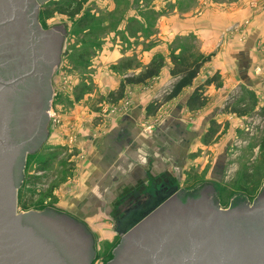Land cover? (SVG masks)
I'll return each instance as SVG.
<instances>
[{
  "label": "rangeland",
  "instance_id": "obj_1",
  "mask_svg": "<svg viewBox=\"0 0 264 264\" xmlns=\"http://www.w3.org/2000/svg\"><path fill=\"white\" fill-rule=\"evenodd\" d=\"M39 21L45 31L61 29L62 43L51 78L47 139L26 159L18 212L74 219L92 240L91 264L113 260L121 240L117 221L135 201L107 187L108 176H100L93 159L104 136L132 112L143 136H158L174 109L181 130L193 134L187 150H174L185 157L171 176L145 179L144 190L167 180L195 199L207 186L221 210L250 205L261 194L264 0H47ZM195 64L201 67L192 85L165 102L175 67ZM149 66L159 67L155 77L125 84ZM195 93L202 104L191 108L187 101Z\"/></svg>",
  "mask_w": 264,
  "mask_h": 264
},
{
  "label": "water",
  "instance_id": "obj_2",
  "mask_svg": "<svg viewBox=\"0 0 264 264\" xmlns=\"http://www.w3.org/2000/svg\"><path fill=\"white\" fill-rule=\"evenodd\" d=\"M46 1L0 0V31L5 29L15 41L22 38L16 23L31 2L29 25L35 26V34L29 43L33 53L38 48L51 57L42 85V131L53 99L51 76L60 60L62 35L58 31L63 33L61 29L41 31L37 16ZM4 66L7 63L0 69ZM33 76L34 70L14 79L0 75V264H91L80 250L70 259L74 258L71 250L81 246L70 237L66 219L17 210L26 156L41 145L33 144L35 125L26 131L28 138L18 134L16 126V104L22 101L23 87ZM145 191L148 201L143 206L135 204L118 219L116 233L121 240L108 264H264V206L221 210L207 186L196 191L195 199L179 195L183 203L177 202L176 185H152ZM199 194L203 198L198 199ZM258 199L264 200V188ZM43 224L46 229L41 228Z\"/></svg>",
  "mask_w": 264,
  "mask_h": 264
},
{
  "label": "crops",
  "instance_id": "obj_3",
  "mask_svg": "<svg viewBox=\"0 0 264 264\" xmlns=\"http://www.w3.org/2000/svg\"><path fill=\"white\" fill-rule=\"evenodd\" d=\"M239 80L243 81L245 86H252L245 76H241ZM170 116L172 121L164 120L155 138L141 135L137 128L135 112L119 119L113 130L104 136L100 145L96 146L98 155L93 159L100 176H108L107 187L121 188L124 192L122 196L133 197L134 193L139 194L144 190L145 182L143 181L145 179L150 183L155 178L171 176L172 166L177 167L176 161L185 157L176 154L174 150L178 151L179 147L187 150V144H191L193 134L188 133L187 130H181L182 125L178 122L180 117L178 109L172 110ZM124 172L128 173L124 174ZM98 182L99 177H96L95 183ZM132 183H139L137 190L127 189ZM102 188L101 185H96L94 189L100 193ZM102 197V195L95 197L94 202L97 201L98 204ZM95 205L93 204L92 208L96 207Z\"/></svg>",
  "mask_w": 264,
  "mask_h": 264
},
{
  "label": "flooded vegetation",
  "instance_id": "obj_4",
  "mask_svg": "<svg viewBox=\"0 0 264 264\" xmlns=\"http://www.w3.org/2000/svg\"><path fill=\"white\" fill-rule=\"evenodd\" d=\"M40 8L38 11L37 23L40 26L42 32H49L51 30L45 31L41 28V23L39 21ZM32 9L33 6L31 2H29L26 5L24 11L22 10V15L16 23L15 28L22 36L20 40L15 41L13 39H10L9 36L6 34L5 29L0 31V65H3V63H7V66H4L3 69H0V75L7 77L8 79H14L18 76L25 75L26 73L34 70V76L28 79V81L25 83V86L23 87L24 94L22 95V101L16 104V116L18 118L16 120V126L18 128V134L23 135V138H28L26 131L28 132L29 128H32L35 125V133L33 134V144H35L36 142H40L41 145L39 147V150H41V146L43 142L47 139L48 134L47 126L42 131V128L40 126L42 120L39 121V119L41 118V114L43 113L42 85L44 79H46V72L48 65L51 62V57H46V52H44L42 55L39 52L38 48H35V53H33L32 51L31 44L29 43V41H33L32 34H35L33 32L35 31V26L29 25V14L31 13ZM43 48L45 49L44 44L42 45V50ZM31 103L32 105H30ZM31 107L32 110L29 109ZM29 146H32V144ZM34 154H28L26 156V159L28 156ZM160 185H164V187L167 188L172 186L171 182L167 180L160 182L159 186ZM145 193V190H142L139 194L134 193L133 200L135 201V203L131 207L127 208L125 211L132 208L135 204L143 206L148 201V195ZM179 195L180 194L177 195V202L179 201L183 203V201L179 198ZM201 198H203V194H199L198 199ZM188 199L184 200V202H186ZM253 204L255 208L264 206V200L262 201V199H255L250 205H241L235 207L234 209H236L237 211H243V209H246L247 206L251 207L253 206ZM167 209H169V207ZM44 215L49 218L56 217V219H66L65 223H69L68 228L70 237L77 241L79 240L81 246V248L77 246L76 248L71 250L74 255V258L70 259L74 260L76 258L75 252L77 251L79 253L80 250L82 256L89 260L90 263H92L94 259L92 240L87 234V232L84 230V227L78 222H76L74 219L69 218L67 216L55 215L48 212H44ZM41 228L46 229L44 224L41 226Z\"/></svg>",
  "mask_w": 264,
  "mask_h": 264
},
{
  "label": "trees",
  "instance_id": "obj_5",
  "mask_svg": "<svg viewBox=\"0 0 264 264\" xmlns=\"http://www.w3.org/2000/svg\"><path fill=\"white\" fill-rule=\"evenodd\" d=\"M201 67V64H195L192 68L185 66V65H177L175 67V73L173 72V75L176 77V81L168 94L167 97L164 98L165 102H169L172 99L177 98L181 92L192 85L194 79L197 77L198 71ZM159 67L149 66L143 74L138 76L137 78L133 79H126L125 84H142L146 80L151 79L155 77L158 73ZM209 83H213V80ZM122 87V86H121ZM202 104L201 96L197 93L193 94L187 101V105L191 108L193 107H199ZM151 108L148 109V113H151Z\"/></svg>",
  "mask_w": 264,
  "mask_h": 264
}]
</instances>
